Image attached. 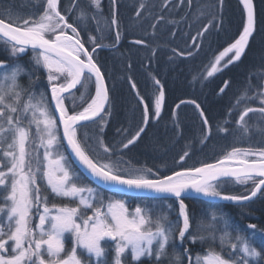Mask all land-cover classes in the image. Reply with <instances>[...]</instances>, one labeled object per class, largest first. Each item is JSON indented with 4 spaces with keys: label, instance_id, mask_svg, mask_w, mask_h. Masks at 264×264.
Masks as SVG:
<instances>
[{
    "label": "snow or ice",
    "instance_id": "snow-or-ice-1",
    "mask_svg": "<svg viewBox=\"0 0 264 264\" xmlns=\"http://www.w3.org/2000/svg\"><path fill=\"white\" fill-rule=\"evenodd\" d=\"M164 3L168 4V0ZM191 3L189 0L190 6ZM240 3L246 13L243 28L215 57L205 79L240 61L247 51L255 31V11L253 0ZM111 5L110 25L100 15L101 0H88L83 7L81 0H72L71 7L63 12L60 0H33V10L27 17L14 15L11 9L0 10V51L7 53V59L0 60V264H143L144 259L149 264H162L165 259L168 264H264V234L257 244L256 225L249 224L244 234L224 214L212 211L207 221L201 219L193 228L185 203L186 199L203 196L243 206L258 196L264 197V149L233 148L215 163L181 167L170 175H161L159 169L133 166L122 153L145 132L152 119L151 111L159 117L164 102L163 87L155 78L160 91L154 109H144L145 126L126 143L117 141L120 147L105 143L103 133L111 111L105 75L94 58L100 45L89 35L88 42L95 45L89 51L81 34L87 30L82 22L94 21L100 32L103 19L106 26L116 29L118 43V0H111ZM92 7L96 11L89 16ZM144 7L141 3L140 8ZM211 24L212 21L205 24L192 37V48L199 50L202 44L197 38H202ZM29 51L31 70L15 62ZM173 53L185 55L183 50L176 53L173 49ZM186 55L191 57L193 53ZM41 71L47 83L37 93L32 87L39 76L33 79V74ZM22 75L29 77L28 88L19 84ZM252 76L250 73L243 96L229 109L231 115L242 101L260 98L261 107L240 111L236 125L243 136L252 130L247 122L250 114L264 120V89L255 86L252 96L247 95L254 88ZM228 86L230 81L225 80L220 93ZM132 88H136L134 83ZM77 91L81 104L91 96L79 111L75 110ZM189 103L195 105L207 129L200 140L203 144L211 138L209 120L200 104L195 100ZM173 117L176 120L175 110ZM97 121L96 136H79L80 128ZM175 126L180 127L178 121ZM257 130L264 135V128ZM218 131L227 133L228 129L220 127ZM188 156L185 151L174 163L181 164ZM85 177L95 186L85 184ZM249 183L254 186L247 194H226L223 190L228 184L247 188ZM101 189L114 195L106 197ZM129 193L151 194L152 200L161 202L173 199L178 202L175 219L169 215L174 210L172 204L138 205L130 211L127 200L115 198L116 194ZM190 232L192 235H188ZM68 239L70 249L66 248ZM185 239L207 248L203 254L193 255L191 248L184 246ZM109 242L111 247L107 246ZM178 246L183 250L179 251Z\"/></svg>",
    "mask_w": 264,
    "mask_h": 264
},
{
    "label": "trees",
    "instance_id": "trees-1",
    "mask_svg": "<svg viewBox=\"0 0 264 264\" xmlns=\"http://www.w3.org/2000/svg\"><path fill=\"white\" fill-rule=\"evenodd\" d=\"M21 1L0 0L4 7L9 6L11 10L19 8ZM204 1L210 7L206 4V7H200V0H192L191 6L189 0H183L179 4L176 2L173 4V7L176 5L179 7L180 13L176 18H172L170 13L175 9L167 6L163 9V19L157 18L160 12L159 7L150 12L146 11L150 14L144 19L142 12L137 16L139 8L135 0H118L117 19L121 32L120 41L116 42V29L105 26V23L103 25L106 29L103 31L105 33L103 36H100L101 31L95 33V30H92V34L88 32L81 37L89 51L95 47L88 42L89 35L94 36L96 43L100 45L96 48L94 58L105 75L111 111L103 133L106 144L120 147L117 141L126 143L127 139H130L140 127H144V109L146 107L154 109L155 97L159 94L160 86L163 87L165 98L159 117L151 111L152 119L147 124L145 132L134 145H130L122 153L124 159L131 161L135 167H148L154 171L159 169L161 175H169L171 171L181 170V167H199L202 163L216 162L233 148L240 146L238 142L241 140L237 138L239 137L237 133L241 132L237 130L236 125L240 111H243L245 107L262 106L258 100L259 97L252 101H242L239 107L229 115V109H233L237 98L243 96L249 83L250 73L253 74L251 79L254 85L253 90H257L255 86L264 89V0H253L255 31L241 60L228 65L207 79H205L207 70L215 61V57L239 36L246 20V13L240 0ZM71 4L72 0H60L62 12L71 7ZM112 7L111 0H101L100 13L107 19L109 25ZM28 8L32 10L33 7L28 6ZM209 17L211 19L213 17L210 30L205 32L202 38H197V42L202 46L199 50L192 48V37L204 29V25L209 23ZM216 17H219V24L216 23ZM173 21L175 23H172ZM153 25L155 27L148 31L149 26ZM137 40H142L144 43L138 45L135 43ZM153 49H156L155 54ZM173 49L176 53L183 50L185 55L177 56L173 53ZM189 51L193 53V56L186 55ZM4 56V52L0 51V58L5 59ZM23 57L19 58L22 63ZM44 77L45 74L42 71L39 79L44 81ZM153 78L160 81V86L155 85ZM27 79L26 76L20 77V85L24 88L29 87ZM225 80L230 81V86L221 94L219 90L224 87ZM133 83L136 85L135 89L132 88ZM247 95L251 96V91ZM193 100L205 111L211 127V138L203 144L200 140L207 129L203 128L195 105L189 103ZM85 105L86 102L78 108L81 109ZM177 105L180 107L177 108ZM173 110L176 111V120L173 118ZM247 119H253L262 125V128L264 127V120H261L258 114H250ZM177 121L179 128L175 126ZM99 123L97 121L86 124L78 130L79 136L81 138L86 134L96 136L99 133ZM220 127L227 128L228 132H219ZM118 129L121 130L119 135ZM255 137L259 146L264 145V135L258 131ZM186 141L189 143L185 147L183 143L185 144ZM185 151L189 152L186 160L181 164H175L174 162L179 161V157ZM85 180L95 186L86 177ZM228 186L230 187L225 191L226 194L240 195L246 194L250 183L247 188L235 184H228ZM101 191L105 196L114 195L103 189ZM115 197L140 205L151 206L161 203L151 198L117 195ZM165 202L174 204L176 201L169 199ZM185 203L192 216V226L201 219L207 221L210 213L215 211L224 214L233 226L239 228L244 234H247L249 224L256 225L257 244L261 235L264 234V197L258 196L243 206L209 202L198 198L186 199ZM184 246L191 248L193 255L202 254L205 249L198 243L187 242Z\"/></svg>",
    "mask_w": 264,
    "mask_h": 264
},
{
    "label": "rangeland",
    "instance_id": "rangeland-1",
    "mask_svg": "<svg viewBox=\"0 0 264 264\" xmlns=\"http://www.w3.org/2000/svg\"><path fill=\"white\" fill-rule=\"evenodd\" d=\"M136 1V5L138 6V8H139V10L141 9L140 8V5H141V3H143L144 5H145V7L142 9V10H140V13L142 12L143 14H142V16L144 17V19L145 18H147V16L150 14V13H146V11L147 12H150V11H152V10H154L155 8H158L159 7V9H160V12H159V15L157 16V18L158 17H162L163 16V9L164 8H166L167 6L169 7V6H172L171 8H174L175 9V11L174 12H170L171 13V15H172V18H176L178 15H179V7L176 5V6H174L173 7V4L176 2L177 4H179V3H181L183 0H168V4H165L164 3V0H135ZM22 2V4H21V6L18 8H15V9H13V10H11L12 11V13L14 14V15H16V14H19V15H23V16H25V17H27L30 13H31V11L33 10V8H32V10H30L29 8H28V6H32L33 7V0H22L21 1ZM88 3V0H81V6L83 7V6H86V4ZM205 4L207 5V3H205V1L204 0H200V7H206L205 6ZM0 5H1V9L0 10H6V9H10V7L9 6H7V7H4L2 4H1V2H0ZM207 6H209V4L207 5ZM212 6H213V4H212ZM2 7H4V8H2ZM9 7V8H8ZM210 7V6H209ZM22 8H25V9H22ZM171 8H168V10L170 9L171 10ZM213 8V7H212ZM96 10H95V8L94 7H92V8H90L89 9V16L90 15H92L94 12H95ZM145 11V12H144ZM73 15V17H75L76 16V13H73L72 14ZM100 15H101V13H100ZM102 16V15H101ZM156 18V19H157ZM210 18V20H209V22L210 21H213V17H212V19H211V17H209ZM217 19H216V23L217 24H219V17H216ZM69 22H72V20H70ZM171 22V21H170ZM83 23H86V26H87V30L86 31H84V32H82V34H81V37H82V35H84V34H88V32L90 33V34H92V30H95V33H97V25H96V23L94 22V21H91V20H88V21H85V22H82V24ZM142 23H143V20H142ZM104 24V20L102 19L101 20V25H100V27H101V29H102V33L100 34V36H103L105 33L103 32L105 29H106V25L104 26L103 25ZM146 24H148V23H146ZM209 24V23H208ZM138 27V26H137ZM147 27V26H146ZM154 27L153 26H149V30L148 31H151L152 29H153ZM94 37V36H93ZM2 52V51H1ZM4 54H5V59L3 58V59H1L0 58V60H6L7 59V53H5L4 52ZM30 57H31V52L29 51L22 59H23V63L22 62H20V60L19 61H15L16 63H19V64H21V65H23L26 69H29V70H31V65H30V63H29V61H30ZM225 63H226V59H225V61H224ZM42 74V71L41 72H39V73H34L33 74V79H35L36 78V76H39L40 77V75ZM45 74V73H44ZM22 76H26V78H28L27 80L29 81V77L27 76V75H22ZM21 76V77H22ZM263 76H264V74H263ZM45 80H46V75H45ZM20 80V79H19ZM44 80V81H45ZM42 81V82H41ZM42 79H39L38 80V82L32 87V90L33 91H35V92H37V93H39L40 91H41V89H43L45 86H46V83H47V81H45V83H43L44 82ZM263 81H264V79H263ZM263 83V82H262ZM19 84H20V82H19ZM25 87H27L28 88V86H25ZM80 91H84V89L83 88H81L80 89ZM80 91H78V93H76L75 94V97H76V104L78 105V107L80 108V106L82 105L81 104V101H80V99H79V97H80ZM253 92H254V90L253 91H251V96H252V94H253ZM94 93H95V87H94V84H92V86H91V94L92 95H94ZM159 95V94H158ZM91 99V96L89 95L88 96V98H87V100L85 101L86 102V104H87V102H88V100H90ZM258 100H260V98L258 99ZM68 106L71 108V106H72V101L71 100H69L68 102ZM86 106V105H85ZM78 107H76L75 108V110L76 111H79V110H81V109H79ZM259 107V106H258ZM174 118V117H173ZM247 122H248V125L251 127V132L247 135V136H243V135H241V133L239 134V133H237V136H239V137H237V138H239L240 140H241V142H238L239 144H240V146H238V147H236V148H252V149H254V150H260V149H264V145H258V140L256 139V137H255V135H256V133L258 132V130H257V128L259 127V128H262V125H260L258 122H256V121H254L253 119L252 120H249V119H247ZM264 128V127H263ZM189 142H187L186 141V143L184 144L183 143V145L186 147V145L188 144ZM230 152V151H229ZM74 166V165H73ZM75 167V166H74ZM84 183L85 184H88V185H90V186H93L92 184H90L89 182H87L85 179H84ZM254 185L253 184H251L250 183V187L248 188V190L247 191H250V189H251V187H253ZM229 187L230 186H225L224 187V191H227L228 189H229ZM247 191L245 192L246 194H247ZM118 196V195H117ZM106 197H108V196H106ZM115 198H117V197H115ZM118 199H121V197H119ZM53 202H55V203H66V201L65 202H61V201H50V203H53ZM161 203H165V204H172L173 205V211L169 214L170 215V219H175V213H176V211H178V202H175L174 204L173 203H169V202H161ZM160 203V204H161ZM138 205H140V204H137V203H130V202H128L127 201V206L129 207V210L131 211V210H133L136 206H138ZM157 205H159V204H157ZM140 206H143V205H140ZM157 211H159V209L157 210ZM164 211H167V209H164ZM154 215H155V213H154ZM193 228H195V226H193ZM188 235H192V233L190 232ZM187 242H189L187 239H185V241H184V244H186ZM199 244V243H198ZM200 245V244H199ZM108 247H111V243L109 242V244L107 245ZM200 247H201V245H200ZM66 248H68V249H70L71 248V240L70 239H68V240H66ZM202 248V247H201ZM204 248H207V245H206V247H204ZM178 250L179 251H182V247H179L178 246ZM204 250V249H203ZM171 251H172V249L171 248H169V252L171 253ZM203 254V253H202ZM109 256H111V253H109ZM129 260H130V256H129ZM143 264H149V261L147 260V259H144L143 260ZM162 264H168V261H167V259H165L163 262H162Z\"/></svg>",
    "mask_w": 264,
    "mask_h": 264
},
{
    "label": "water",
    "instance_id": "water-1",
    "mask_svg": "<svg viewBox=\"0 0 264 264\" xmlns=\"http://www.w3.org/2000/svg\"><path fill=\"white\" fill-rule=\"evenodd\" d=\"M105 83H106V80H105ZM107 86V84H106ZM61 134H62V128H61ZM69 155V158L71 160V154L70 152L68 153ZM75 165V164H74ZM230 166H235L234 164H230ZM76 167V165H75ZM77 169L80 171V169L77 167ZM170 175V174H169ZM87 178V177H86ZM88 179V178H87ZM91 183H93L90 179H88ZM94 184V183H93ZM104 190V189H103ZM106 191V190H105ZM108 192V191H107ZM111 193V192H109ZM113 194V193H112ZM118 196H124V195H119V194H116ZM126 197H135V198H150L151 197V194H146V193H129L126 195ZM193 198H198V199H203V200H206V201H209V202H222V203H230V204H235L233 202H230V201H222V200H216V201H211L209 198L207 197H203V196H194ZM191 199V198H189ZM254 200V199H253Z\"/></svg>",
    "mask_w": 264,
    "mask_h": 264
},
{
    "label": "flooded vegetation",
    "instance_id": "flooded-vegetation-1",
    "mask_svg": "<svg viewBox=\"0 0 264 264\" xmlns=\"http://www.w3.org/2000/svg\"><path fill=\"white\" fill-rule=\"evenodd\" d=\"M23 56H25V55H23Z\"/></svg>",
    "mask_w": 264,
    "mask_h": 264
}]
</instances>
